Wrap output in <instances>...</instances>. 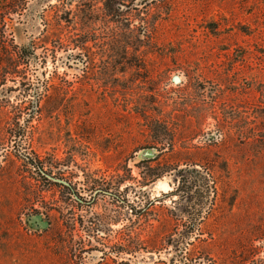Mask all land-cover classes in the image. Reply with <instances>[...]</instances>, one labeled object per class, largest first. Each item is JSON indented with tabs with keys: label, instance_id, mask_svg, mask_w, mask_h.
Returning a JSON list of instances; mask_svg holds the SVG:
<instances>
[{
	"label": "rangeland",
	"instance_id": "rangeland-1",
	"mask_svg": "<svg viewBox=\"0 0 264 264\" xmlns=\"http://www.w3.org/2000/svg\"><path fill=\"white\" fill-rule=\"evenodd\" d=\"M0 264H264V0H0Z\"/></svg>",
	"mask_w": 264,
	"mask_h": 264
},
{
	"label": "water",
	"instance_id": "water-1",
	"mask_svg": "<svg viewBox=\"0 0 264 264\" xmlns=\"http://www.w3.org/2000/svg\"><path fill=\"white\" fill-rule=\"evenodd\" d=\"M139 157L140 159L142 160H146V159H153L156 157V150L154 149H145L143 151H141L139 153ZM57 182H61V183H64L62 181H57ZM65 184V183H64Z\"/></svg>",
	"mask_w": 264,
	"mask_h": 264
},
{
	"label": "flooded vegetation",
	"instance_id": "flooded-vegetation-1",
	"mask_svg": "<svg viewBox=\"0 0 264 264\" xmlns=\"http://www.w3.org/2000/svg\"><path fill=\"white\" fill-rule=\"evenodd\" d=\"M65 186V185H64Z\"/></svg>",
	"mask_w": 264,
	"mask_h": 264
}]
</instances>
